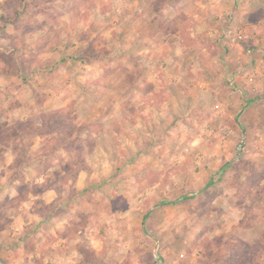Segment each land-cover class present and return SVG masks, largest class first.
<instances>
[{
    "label": "rangeland",
    "instance_id": "rangeland-1",
    "mask_svg": "<svg viewBox=\"0 0 264 264\" xmlns=\"http://www.w3.org/2000/svg\"><path fill=\"white\" fill-rule=\"evenodd\" d=\"M0 264H264V0H0Z\"/></svg>",
    "mask_w": 264,
    "mask_h": 264
},
{
    "label": "trees",
    "instance_id": "trees-1",
    "mask_svg": "<svg viewBox=\"0 0 264 264\" xmlns=\"http://www.w3.org/2000/svg\"><path fill=\"white\" fill-rule=\"evenodd\" d=\"M145 94H146V95H145L146 98L148 99L147 101L145 100V101H146L145 103L148 104V105H154V106H155L159 101H161V98H159V99L157 100V97H155V96H154V97H153V96H149V97H147V95L150 94V93H147V92H146ZM166 99H167V98H166Z\"/></svg>",
    "mask_w": 264,
    "mask_h": 264
},
{
    "label": "crops",
    "instance_id": "crops-1",
    "mask_svg": "<svg viewBox=\"0 0 264 264\" xmlns=\"http://www.w3.org/2000/svg\"><path fill=\"white\" fill-rule=\"evenodd\" d=\"M153 87H154V86H153ZM159 87H161V86H159ZM151 92H152V91L150 90V91H149V92H147V93H151ZM144 93H146V92H144ZM144 93H143V94H144ZM184 94H185V92H184ZM144 95H146V94H144ZM150 95H151V94H150ZM145 98H146V97H145ZM166 100H167V99L165 98V101H166ZM165 101H164V100H162V102H165ZM158 103H159V102H158ZM156 106H158V105H156ZM150 107H151V106H150ZM152 107H154V105H153ZM152 107H151V108H152Z\"/></svg>",
    "mask_w": 264,
    "mask_h": 264
}]
</instances>
